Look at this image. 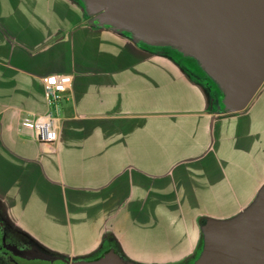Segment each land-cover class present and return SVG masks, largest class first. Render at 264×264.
Listing matches in <instances>:
<instances>
[{
	"label": "crops",
	"instance_id": "1",
	"mask_svg": "<svg viewBox=\"0 0 264 264\" xmlns=\"http://www.w3.org/2000/svg\"><path fill=\"white\" fill-rule=\"evenodd\" d=\"M48 74L72 76L51 144L30 126L50 108ZM218 97L80 0H0V206L69 257L108 234L135 261H183L202 217L235 215L264 183V83L242 111Z\"/></svg>",
	"mask_w": 264,
	"mask_h": 264
},
{
	"label": "water",
	"instance_id": "2",
	"mask_svg": "<svg viewBox=\"0 0 264 264\" xmlns=\"http://www.w3.org/2000/svg\"><path fill=\"white\" fill-rule=\"evenodd\" d=\"M91 22L192 58L219 89L223 113L244 110L264 83V0H81ZM192 264H264V183L228 218L208 217ZM27 259H50L37 250ZM69 264V263H68ZM70 264H144L114 248Z\"/></svg>",
	"mask_w": 264,
	"mask_h": 264
},
{
	"label": "flooded vegetation",
	"instance_id": "3",
	"mask_svg": "<svg viewBox=\"0 0 264 264\" xmlns=\"http://www.w3.org/2000/svg\"><path fill=\"white\" fill-rule=\"evenodd\" d=\"M0 210L4 213V214L0 213V264H25L24 261L35 260V259H27L21 255V251H26V250H37L40 253L50 258H53L52 260L50 259H37V260H46L49 262H53V264H68V263L70 264L74 261L81 259H85V260L95 259L93 257L99 255L106 247V246L105 247L103 246L102 248L98 247L94 252L84 255L80 257V259H77L75 257H69L63 254L62 255L58 254L56 252L48 250L42 244L32 239L24 232L18 230L17 228H14L11 225L10 221L8 220L7 216L5 215V212L2 207H0Z\"/></svg>",
	"mask_w": 264,
	"mask_h": 264
},
{
	"label": "built area",
	"instance_id": "4",
	"mask_svg": "<svg viewBox=\"0 0 264 264\" xmlns=\"http://www.w3.org/2000/svg\"><path fill=\"white\" fill-rule=\"evenodd\" d=\"M47 94L49 110L37 116L30 124L38 142L51 144L57 137V114L60 111L61 101L72 86L70 74H48L41 78Z\"/></svg>",
	"mask_w": 264,
	"mask_h": 264
},
{
	"label": "trees",
	"instance_id": "5",
	"mask_svg": "<svg viewBox=\"0 0 264 264\" xmlns=\"http://www.w3.org/2000/svg\"><path fill=\"white\" fill-rule=\"evenodd\" d=\"M144 47H150V46H147L145 44H142ZM150 48H154V49H158L162 52H166V53H169L171 55H174V56H177L179 58H184V59H181L182 61L186 62L185 64L186 65H192L193 67L197 68L199 71H200V74L201 76H204L210 83H212L216 89V92L219 94V97H218V102L221 103V93L220 91L218 90L217 86L205 75V73L201 70V68L197 65V63L195 62L194 59L192 58H187V57H184L181 53L177 52L176 50H171L167 47H150ZM197 73V71H194ZM221 106H222V109H223V105L221 103ZM200 222L203 223L204 221H202L200 219ZM27 235V234H26ZM33 239V238H32ZM107 241L109 242V244L103 249V251L97 255L96 257H93V258H97L98 256H100L103 252L109 250L110 248H115V251L120 253L122 256H124L125 254L121 251V248L119 247V243L116 241V239L113 237V236H110L108 234H105V236L103 237V240H102V244L100 246V248H102L105 244H107ZM202 245H203V239H202V235H201V238H200V241L198 243V246H197V249L196 251L186 257L183 261H180V262H177L175 264H185V262L187 263L188 261L190 262L189 264H192V262L195 261V259L199 256L200 252H201V249H202ZM126 256V255H125ZM124 256V257H125ZM91 257V256H90Z\"/></svg>",
	"mask_w": 264,
	"mask_h": 264
},
{
	"label": "rangeland",
	"instance_id": "6",
	"mask_svg": "<svg viewBox=\"0 0 264 264\" xmlns=\"http://www.w3.org/2000/svg\"><path fill=\"white\" fill-rule=\"evenodd\" d=\"M80 3L81 4H83L82 3V1L80 0ZM123 33H125V34H128V33H126V32H123ZM129 35V34H128ZM141 44V43H140ZM142 45V44H141ZM143 46V45H142ZM67 48V46H65L64 47V56H65V58H66V50L68 49H66ZM147 49H150V50H154V51H156V52H160V50H158V49H154V48H150V47H146ZM70 51V50H69ZM71 52V51H70ZM162 52V51H161ZM163 53H166V52H163ZM166 54H168L169 56H171V58L173 59V60H176V62H178V64H180V66L185 70V71H187L188 72V74H190L191 76H193L194 78H195V76L196 77H199V78H204V81H205V77L204 76H201V74H200V71L197 69V68H195V67H193L192 65H186L185 63L186 62H184V61H182L181 59H184V58H179V57H177V56H174V55H171V54H169V53H166ZM194 71H197V73L196 72H194ZM197 79V78H196ZM210 79V78H209ZM207 80V79H206ZM211 80V79H210ZM212 81V80H211ZM213 82V81H212ZM214 83V82H213ZM215 84V83H214ZM219 90V89H218ZM1 207V206H0ZM234 211H236V210H234ZM234 211H232V212H230V215H233V214H231V213H235ZM0 213L1 214H4L1 210H0ZM237 213V212H236ZM3 216V215H2ZM208 217H206V216H204V217H202L201 218V220L202 221H205L206 219H207ZM219 219H222V218H219ZM53 229L56 231V230H58V229H61V224L60 225H54L53 226ZM107 243H108V241H107ZM109 244V243H108ZM108 244H105L104 245V247L105 246H107ZM100 252V251H99ZM56 253H58V252H56ZM58 254H60V253H58ZM62 255V254H61ZM125 256V255H124ZM80 257H82V256H75V258H77V259H80ZM126 260H132V261H134L135 262V260H133V259H131V258H129V257H127V256H125L124 257ZM136 262H138V261H136ZM24 263L25 264H53V262H49V261H46V260H37V259H35V260H28V261H24ZM140 263H142V262H140ZM144 263V262H143ZM190 262L188 261L187 263L185 262V264H189ZM193 263V262H192Z\"/></svg>",
	"mask_w": 264,
	"mask_h": 264
}]
</instances>
